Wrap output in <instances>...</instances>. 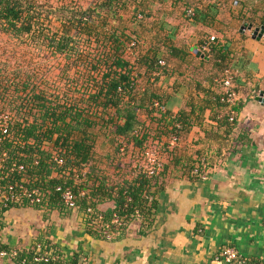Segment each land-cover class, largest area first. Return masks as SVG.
I'll use <instances>...</instances> for the list:
<instances>
[{
	"label": "trees",
	"instance_id": "trees-1",
	"mask_svg": "<svg viewBox=\"0 0 264 264\" xmlns=\"http://www.w3.org/2000/svg\"><path fill=\"white\" fill-rule=\"evenodd\" d=\"M152 1L158 0H0V111L13 119L1 148L9 165L26 169L12 173L7 182L39 188L44 204L62 207L56 188L72 189L80 196L78 207L94 210L87 228L97 238H104V224L113 215L124 224L113 236L132 220L144 229L153 224L163 190L160 177L168 166L164 154L176 156L191 128L185 111L172 115L165 110L168 98L156 89L168 75L167 65H159L167 46L156 36L148 40ZM198 2L184 9V17ZM213 55L221 71L234 61L226 47L214 42L207 57ZM158 70L160 76L154 77ZM175 136L179 139L170 148ZM107 140L114 154L130 153L137 160L134 170L115 183L101 165L114 164L116 156L98 155L100 142ZM147 151L164 165L151 177L138 169ZM186 169L192 180L199 179L195 165ZM102 202H114L115 208L99 211ZM5 210L0 209V218ZM33 253L27 255L28 264H45L36 263Z\"/></svg>",
	"mask_w": 264,
	"mask_h": 264
},
{
	"label": "crops",
	"instance_id": "crops-1",
	"mask_svg": "<svg viewBox=\"0 0 264 264\" xmlns=\"http://www.w3.org/2000/svg\"><path fill=\"white\" fill-rule=\"evenodd\" d=\"M194 2L158 0L149 6L148 40L156 36L167 46L159 58L168 75L156 89L168 98L165 110L185 111L191 123L176 156L164 154L168 166L153 224L144 229L132 220L109 240L89 234V215L80 207L13 206L0 218L4 248L28 257L41 245L63 264H225L219 255L228 246L264 260V103L256 100L264 92V37L253 39V31L264 26V0L198 2V20L191 22L184 9ZM245 24L252 30L242 31ZM209 40L234 60L227 68L238 93L234 122L222 102L227 69L202 52ZM199 163L205 179L192 180L186 166L198 169ZM114 208V202H102L98 209ZM0 264L19 263L0 257Z\"/></svg>",
	"mask_w": 264,
	"mask_h": 264
},
{
	"label": "built area",
	"instance_id": "built-area-1",
	"mask_svg": "<svg viewBox=\"0 0 264 264\" xmlns=\"http://www.w3.org/2000/svg\"><path fill=\"white\" fill-rule=\"evenodd\" d=\"M215 0H200V6L204 4L214 3ZM186 17L193 19L197 17V9L194 7L189 8L186 11ZM202 52H211V40L206 41L202 47ZM159 65L161 67L166 66L164 61H160ZM161 72L158 70L154 73V77H159ZM225 77L223 79V104H226L230 110L229 122L235 121V111L234 107L238 101V93L234 88L235 75L232 74L230 69H227L224 73ZM155 106H159L158 103ZM13 124V119L7 111H0V209H9L13 206H30V207H41L44 205V195L39 188H30L24 183H9L8 178L12 173L25 172V167L23 165H18L17 163H12L11 165L7 162V153L2 150V142L10 132L11 126ZM169 143V147H175L179 138L173 137ZM62 163L61 161H58ZM163 162L159 159L158 155L154 151L145 152V157L143 158L142 165L139 166V171H146L147 176L151 177L155 175L157 170H163ZM194 174H198L199 178L204 177V173L199 174V169H195ZM56 191L60 194L61 201L67 209H75L78 207V200L80 196L76 195L74 191L70 188L62 189V187H57ZM84 196V192L81 193V197ZM131 199L128 198V201ZM94 210L89 208L87 214H93ZM139 216V214L137 213ZM99 220L102 221V214H98ZM123 222L120 216L113 215L111 221L104 224V237L106 239H113V231H118L122 229ZM21 255V252L15 249H6L0 239V257L7 258L10 260H17ZM34 261L36 263L49 264L55 261V258L50 257L45 253L41 245H38L33 253ZM220 260L225 264H247L246 260L243 259L242 255L235 250V248L227 247L219 255ZM28 257H23L21 260L22 264H28ZM57 264H63L62 262H57Z\"/></svg>",
	"mask_w": 264,
	"mask_h": 264
},
{
	"label": "rangeland",
	"instance_id": "rangeland-1",
	"mask_svg": "<svg viewBox=\"0 0 264 264\" xmlns=\"http://www.w3.org/2000/svg\"><path fill=\"white\" fill-rule=\"evenodd\" d=\"M126 17L129 14L125 15ZM115 153V146L113 148V143L110 140L100 142L98 146V155L105 156V155H113L116 156L114 160V164H111L110 161H106L103 165H101L105 171H107V175L110 177L111 183H115L117 181H121L124 175L130 174L137 165V160L135 157L132 156L130 153L126 156L116 155ZM110 162V163H109ZM103 170V171H104Z\"/></svg>",
	"mask_w": 264,
	"mask_h": 264
},
{
	"label": "water",
	"instance_id": "water-1",
	"mask_svg": "<svg viewBox=\"0 0 264 264\" xmlns=\"http://www.w3.org/2000/svg\"><path fill=\"white\" fill-rule=\"evenodd\" d=\"M252 30V26L251 25H247L245 24L243 27H242V31L244 30ZM264 37V26L260 27V28H257L253 31V39H256V40H261L262 38ZM195 53L198 55V56H202L203 58H205V56H203L202 52H200L198 49H195ZM207 60L208 57L206 58ZM256 100L260 103H264V92H261L259 94V96L256 98Z\"/></svg>",
	"mask_w": 264,
	"mask_h": 264
}]
</instances>
